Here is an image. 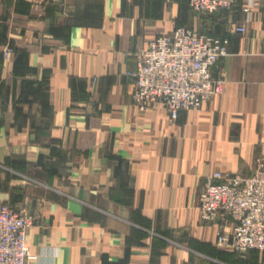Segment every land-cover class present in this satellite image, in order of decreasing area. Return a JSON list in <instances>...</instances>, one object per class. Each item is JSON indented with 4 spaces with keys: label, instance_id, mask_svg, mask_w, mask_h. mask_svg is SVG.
<instances>
[{
    "label": "crops",
    "instance_id": "1",
    "mask_svg": "<svg viewBox=\"0 0 264 264\" xmlns=\"http://www.w3.org/2000/svg\"><path fill=\"white\" fill-rule=\"evenodd\" d=\"M184 25L229 38L225 82L171 120L160 102L138 108L128 71ZM258 157L264 0L210 14L189 0H0V202L32 216L27 264H264L220 246L199 205L209 176L249 175Z\"/></svg>",
    "mask_w": 264,
    "mask_h": 264
},
{
    "label": "built area",
    "instance_id": "2",
    "mask_svg": "<svg viewBox=\"0 0 264 264\" xmlns=\"http://www.w3.org/2000/svg\"><path fill=\"white\" fill-rule=\"evenodd\" d=\"M236 1L189 0V5L196 13L210 14L232 9ZM235 29L246 30L244 26ZM228 52V37L202 32L193 25L159 34L139 52L136 67L128 71L134 79L135 104L144 111L160 102L171 120L181 110L201 108L224 88V78L214 71ZM199 205L204 220L219 219L220 246L240 254L264 251V157L256 159L249 175L214 172L200 190ZM31 222L25 210L0 202V264H27L26 228Z\"/></svg>",
    "mask_w": 264,
    "mask_h": 264
}]
</instances>
